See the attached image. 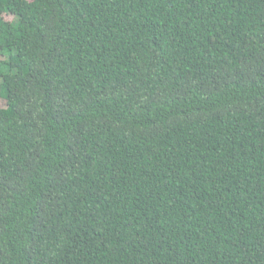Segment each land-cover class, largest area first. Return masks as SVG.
Returning <instances> with one entry per match:
<instances>
[{"label": "trees", "instance_id": "trees-1", "mask_svg": "<svg viewBox=\"0 0 264 264\" xmlns=\"http://www.w3.org/2000/svg\"><path fill=\"white\" fill-rule=\"evenodd\" d=\"M0 264H264V0H0Z\"/></svg>", "mask_w": 264, "mask_h": 264}]
</instances>
